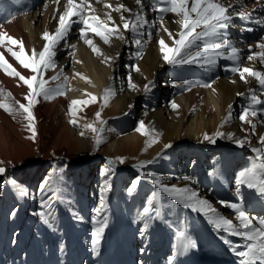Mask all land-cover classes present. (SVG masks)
Segmentation results:
<instances>
[{"label": "bare ground", "instance_id": "6f19581e", "mask_svg": "<svg viewBox=\"0 0 264 264\" xmlns=\"http://www.w3.org/2000/svg\"><path fill=\"white\" fill-rule=\"evenodd\" d=\"M91 2L96 14L102 19L105 11H108L104 7L106 3L114 7L125 4L134 10L138 8L135 0ZM232 2L235 4L236 0ZM242 2L251 16L247 20L234 17L228 36L241 49V67L264 71V65L259 61L246 59L251 54L250 49L257 50L254 45L264 38V31L245 26L257 21L264 23V0ZM65 3L66 0H60L59 4L54 0H0V24L4 25L3 30L9 35L23 41L25 52L30 56L32 49L39 52L46 43L42 39L43 33L54 32ZM142 3L143 14L149 21L139 30L142 36L124 31L121 13L114 11L111 15L116 24L121 25L120 30L125 39L113 37L110 44H105L99 37L89 33V38L100 48L102 55L94 53L80 38L81 26L73 25L66 40L56 49V68L45 74V79H49L62 70L63 75L58 81L51 82V86L65 84L66 76V95L57 96L51 101L41 97L40 103L35 105V140L28 138L31 132L25 126L26 121L14 119L11 114L0 109V161L4 162L3 166L7 169L4 175H0V264H170L169 258L172 256H176L174 264H200V258L195 253L202 254L218 248L212 246L201 250L202 246L214 245V237L223 242L225 239L230 240L228 233L217 231L202 213L184 208L178 201L162 193L151 179H144V176L155 174L161 176L168 186L197 190L202 198L208 199L221 214L235 222V217L229 214V211L234 210L214 201L210 196L211 187L208 189L207 184L211 183L217 192H221L220 196L234 198L229 202H240L236 181L239 173L250 167L257 156L252 149L260 147L258 136L264 134V124L258 123L256 135H253L250 125L243 123L239 115L243 108L249 106L247 103L251 104L253 90L261 99H264V90L260 89L253 77H247V82L241 80L238 73H234L230 79L221 78L226 69L234 66L231 61L221 59L219 67L212 71H206L197 64H166L158 41L163 38L172 46L173 41L164 28L176 34L180 31V25L173 22L175 17L172 14L165 15L161 25L157 19L160 14L153 10L157 6L156 0H142ZM13 14L16 19L7 22ZM247 28L253 29L256 42L249 38L240 40L248 32ZM148 33H151L150 38ZM258 37L262 38L258 40ZM136 38L141 39L144 45L142 58L137 56L141 49L134 43ZM115 43L118 47L112 54ZM71 45H75V48ZM13 49L19 51V46L15 45ZM0 52L22 75L32 74L23 69L5 48L0 47ZM106 57L111 59L106 62ZM137 66L139 72L135 71ZM129 75L140 90L129 88ZM186 80H197L198 87L184 85ZM149 81L152 82L149 85L151 91L145 93L143 88ZM212 81L215 82L211 88L200 86ZM179 84H182L181 90L174 96ZM0 86L5 92L10 91L20 102H26L23 97L28 89L18 78L9 77L0 70ZM107 88H111L115 95L110 97L108 105L101 112L100 119L107 121V124L104 125V142L97 146L94 134L90 131L85 132L83 137L80 135L84 129L79 125L96 119L95 114L101 110L103 93ZM86 93L97 96V102L80 105L82 110L76 117L78 125H73L68 114L70 102L74 99H89ZM169 94L172 97L168 100ZM139 96L147 99L143 109L137 105ZM173 101L179 106L178 109L172 108ZM229 111L232 119L225 123ZM120 119L123 129L115 133V125ZM250 119L257 122L264 118L259 116ZM141 120L147 128L160 133L158 142L150 147V138L136 131ZM200 123L206 124L213 135L222 131L234 134L235 139L247 138L251 143L241 147L233 140L219 137L215 144L201 142L197 135L202 136L209 130ZM96 126L99 127V123ZM44 139L47 141L46 153L41 151ZM167 144L172 147L165 148ZM221 147L227 150L223 155H208V149L219 150ZM229 149L241 161L235 173L234 190L228 187L232 175L230 161H227ZM19 150L39 155L21 166L14 161ZM126 151L133 153L135 160L119 163L117 158H123ZM110 160L117 162L109 165ZM145 161L153 162L144 168L137 167ZM109 167L114 171L106 173ZM49 177L54 182L45 188L44 182ZM184 177L190 179L185 180ZM138 178L140 183L136 191L129 194L128 188ZM12 180L16 181V185L11 183ZM106 181L111 185L107 193V210L97 217L95 209L100 207V193ZM21 187L27 190V195H20ZM42 188L45 191L42 192ZM239 191L245 197V209L250 216L264 218V211L258 213L254 207L255 202L258 204L264 196L243 185ZM148 193L152 195L148 198L147 208H152L153 216L158 210L160 216L152 219L149 228L145 229V221L141 216L146 208H142L145 201H141V198ZM16 205L18 207L14 209ZM128 207L131 209L129 213L125 211ZM40 212L49 215L52 227L40 219ZM191 214L194 215L193 228L198 231L188 238L195 241L196 247L179 256L175 249L187 237V228L192 224ZM104 216H107V227L100 238L97 255L95 228L92 229L95 224L92 221L95 218L103 219ZM235 241L239 242V238L235 237Z\"/></svg>", "mask_w": 264, "mask_h": 264}, {"label": "snow or ice", "instance_id": "6c2138e0", "mask_svg": "<svg viewBox=\"0 0 264 264\" xmlns=\"http://www.w3.org/2000/svg\"><path fill=\"white\" fill-rule=\"evenodd\" d=\"M18 2V0H17ZM56 4L60 3V0H54ZM137 9L129 8L125 4H118L115 7L110 4H104L106 10L104 18L96 14V9L93 7L91 0H66L64 5V11L60 13L58 17V24L54 32L45 31L42 35V39L46 41L42 50L37 52L32 49L31 55L28 56L25 52L24 43L22 40H18L9 35L7 31L3 30L4 25L0 24V47L5 48L8 53L22 66L23 69L29 70L32 74L30 76L22 75L20 71H17L12 64L5 58L4 53L0 52V70H2L7 76L18 78L23 82V85L27 86L28 92L23 97L25 103L17 100L13 94L8 91L5 92L2 86H0V109L11 114L14 119L26 121V127L31 132L29 139L35 140L37 130L35 126V115L33 109L35 105L40 103L42 97L45 101H51L57 96L66 95V82L68 78L65 76V84L51 86V82L58 81L63 75V71L57 75L51 76L49 79H45V74L50 69L56 68L55 56L56 49L61 45L62 41H65L68 37L74 24H79L80 38L87 44L94 53L102 55L100 48L94 43L93 39L89 38V33L99 37L105 44H110L111 39L116 37L118 39H125L123 32H121V25L116 24L111 13L119 12L120 20L122 22V28L124 31H130L134 36H142L139 30L149 23L143 14L142 0H135ZM157 6L154 7V11L158 12V20L163 25L165 15L172 14L175 19L174 23L180 25V31L173 34L166 27L164 31L167 32L169 38L173 41V45L169 46L163 38L158 41L160 52L162 54L163 61L172 66L192 65L197 64L199 67L204 68L206 71L214 70L221 59L233 62L234 66L230 70L233 73H238L241 80L247 82V77H253L258 82L260 89L264 90V71L256 70L250 67H241V49L237 46V42L228 36V29L232 26L234 17H238L242 20L250 18L251 13L244 9L242 0H236L233 4L232 0H156ZM59 11V9H57ZM123 13H129L125 16ZM16 19L13 14L7 22H12ZM261 23V21H257ZM155 21H153V26ZM247 31H253L252 28H247ZM149 38L151 33H148ZM134 43L141 52L137 53L138 58H142V49L144 45L141 39H134ZM18 45L19 51L13 49V46ZM75 48V45H71ZM256 51H251V54L246 57L248 61H259L261 65H264V38L254 45ZM109 59L106 57L105 61ZM79 62V61H78ZM136 72L140 71L137 66ZM76 75L82 76L77 73ZM87 80L86 77H83ZM90 82V81H88ZM211 83H203L202 87H212ZM235 81H233L234 83ZM148 82L143 88L145 93L151 91ZM184 85L192 86V81H184ZM128 86L133 91H138L139 86L132 81L131 75L128 76ZM190 90V87H189ZM215 91V89H213ZM89 99L72 100L69 105V116L71 117L70 123L78 125L76 119L77 113L82 109L80 105H89L97 102V96L86 93ZM115 92L111 88H107L103 93V105L101 110L96 112V119L92 122L79 125L83 131L80 135L83 137L85 132L90 131L94 134L93 139L97 146L104 142L103 133L105 131L104 125L107 121L100 119L103 108L109 103L110 97L114 96ZM237 95H244L238 93ZM251 104L243 108L239 119L249 124L253 135H256L257 124H264V119L254 122L251 118H258L264 114V99H261L256 95L253 90L250 96ZM172 108L178 109V105L175 101L172 102ZM256 106H260L257 108ZM131 107V105H130ZM231 108V105H229ZM232 119V113L229 111L225 123ZM99 123V127L96 124ZM136 131L149 137L148 146L158 142L160 133L155 129H149L145 126L143 120L139 121V126ZM227 138L233 140L234 143L243 147L245 144H250L251 140L235 139L234 134H225L222 131H217L214 135L204 134L203 141H207L209 144H215L216 138ZM202 141V142H203ZM258 143L260 147H254L252 151L257 154L255 160L251 163V166L239 173V177L236 181L237 195L239 196V203H232L229 201L221 200L219 203L226 207L231 208L235 212V222L233 219L225 217L221 212L213 206V204L205 198H202L199 192L191 187H177L175 185L168 186L163 182L161 176L152 174L145 175L144 179H151L152 183L164 194L171 197L173 200L178 201L186 209H191L193 212L202 213L209 223L214 225L217 231H223L230 236L238 237L241 243L233 242L232 240L225 239V244L229 245L230 251L238 259L240 264H264V218H256L250 216L249 212L245 209V197L240 194V186H246L248 189L255 190L261 196H264V134L258 136ZM171 144L165 145V148H171ZM119 163H124L123 158H117ZM117 160H110L109 165H113ZM153 161H145L139 164L137 167L144 168L146 164H151ZM4 162L0 161V175H4L7 169L3 166ZM114 171L111 167L107 168L105 172ZM185 180H189V177H184ZM53 178L49 177L44 182L45 188H48L53 183ZM11 183L16 185V181L12 180ZM140 183V179L132 181L131 187L128 188L129 194L136 191L137 186ZM42 188L41 191H45ZM111 190V185L107 181L100 193V207L95 209L96 216L100 217L102 212L107 210V193ZM20 195H27V190L20 188ZM15 216V212L12 213ZM40 219L49 227H52V223L49 220V215L45 212L38 213ZM160 216V212L155 211L153 216V210L151 207L144 210V215L141 216L144 222V228L148 229L152 219ZM82 219V217L80 218ZM93 224L95 228L94 245L97 246L96 254L98 255V245L100 238L102 237L105 228L107 227V216L103 219L95 218ZM196 243L191 238L184 237L182 243L178 246L177 254L182 255L191 248H195ZM170 264H174L176 256L169 258Z\"/></svg>", "mask_w": 264, "mask_h": 264}, {"label": "rangeland", "instance_id": "374dc122", "mask_svg": "<svg viewBox=\"0 0 264 264\" xmlns=\"http://www.w3.org/2000/svg\"><path fill=\"white\" fill-rule=\"evenodd\" d=\"M118 47V44L117 43H115L114 44V47H113V49H112V54H114L115 53V50H116V48ZM219 63H221V60L219 61ZM217 67H219V64H218V66ZM226 71V70H225ZM224 71V72H225ZM228 71V70H227ZM220 76V75H219ZM233 76V75H232ZM231 78V76H227L226 77V79H230ZM192 84L194 85V86H196V87H198V81L197 80H192ZM229 84H231V82H229ZM181 85L182 84H179V89L178 90H176L175 92H174V96H177L178 95V92L181 90L180 89V87H181ZM237 90V89H236ZM172 96H171V94H169V96L167 97V99L169 100L170 98H171ZM203 99H206V97H203ZM145 104H147V99H145L144 97H142V96H139V98H138V100H137V105H138V107L140 108V109H143L144 108V105ZM211 110H212V108H211ZM115 117H112L111 119H114ZM196 119V118H195ZM194 119V120H195ZM207 122H208V120H206ZM191 121H189L188 123H190ZM194 123H196V122H194ZM146 124V123H145ZM200 124H202L206 129H208L209 130V132H204L203 133V135L202 136H199V135H197V137H198V139L202 142L203 141V136H204V134H208V135H213L212 134V132H211V130L208 128V126L206 125V124H204V123H200ZM122 126H124L123 125V122L121 121V119L120 120H118V122L116 123V125H115V129H116V131L114 130V132L116 133V132H119L121 129H123V127ZM114 134V133H113ZM113 140H115V138L113 139ZM204 143H208L207 141H203ZM203 143V144H204ZM47 145V141L44 139L43 141H42V144H41V151L43 152V153H46V151H45V146ZM225 152H227V150H226V148L225 147H221V149H219V150H217V149H208V155L209 156H217V155H223ZM233 152L234 151H232L231 152V150L229 149V151H228V157H227V161H230L229 162V164L231 165V168H230V173L232 174L231 175V183H229V190H234V186H235V182H234V179H235V173H236V169H237V167L240 165V163H241V161L239 160V159H237V158H235L234 157V154H233ZM48 153V152H47ZM39 154H37L36 152H29L28 150L26 151V152H24L23 150H19L18 151V153L16 154V156L14 157V161L18 164V165H21V166H23V165H26V164H28V161L29 160H31V159H33L34 157H36V156H38ZM123 160H124V163L123 164H126V163H130V162H132V161H134L135 160V157H134V155H133V153H131V152H129V151H126L125 153H124V156H123ZM150 169V168H149ZM0 182H2V176H0ZM3 185V183H1V186ZM211 183L210 184H207V188L209 189L210 187H211ZM152 195V193H148L147 195H145V196H143L142 198H141V201H145V205L142 207V208H147V202H148V198L150 197ZM17 207H18V205H16L15 207H14V209H17ZM138 207L139 206H137L136 208L138 209ZM131 209H129V207L128 208H126L125 209V211L127 212V213H129V211H130ZM192 216H194L193 214H191V219H192V224H191V227L189 228H187V231H186V236L187 237H189L191 234H193V233H195V232H197L198 230H194V228H193V217ZM94 228H96V225H95V227H93L92 229H94ZM198 249V251L200 252V249L199 248H197Z\"/></svg>", "mask_w": 264, "mask_h": 264}]
</instances>
